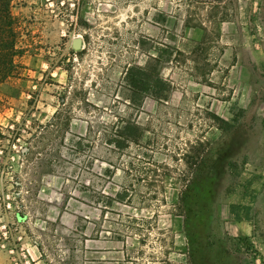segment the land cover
Returning a JSON list of instances; mask_svg holds the SVG:
<instances>
[{
    "label": "rangeland",
    "instance_id": "rangeland-1",
    "mask_svg": "<svg viewBox=\"0 0 264 264\" xmlns=\"http://www.w3.org/2000/svg\"><path fill=\"white\" fill-rule=\"evenodd\" d=\"M256 1L12 0L21 53L0 84V264H91L85 226L109 202L113 175L129 188L130 142L144 130L153 155L178 162L189 264H264V68L244 76L235 60L233 84L221 75L201 97L182 72L161 76L185 63L182 28L227 20L234 43L247 27L264 36ZM178 129L195 143L161 146ZM233 205L251 206L249 218Z\"/></svg>",
    "mask_w": 264,
    "mask_h": 264
},
{
    "label": "crops",
    "instance_id": "crops-1",
    "mask_svg": "<svg viewBox=\"0 0 264 264\" xmlns=\"http://www.w3.org/2000/svg\"><path fill=\"white\" fill-rule=\"evenodd\" d=\"M246 3L254 6L257 1L246 0ZM248 21L243 19L241 23L246 27L253 24ZM232 23L224 20L212 28L217 23L210 21L211 26L207 28L200 24L192 31L182 28L179 38L183 41L181 50L185 63L181 68L174 65L164 68L162 78L170 81L176 73L182 72L189 78L188 84L196 86L201 97L204 96L203 92L200 93L202 86L211 87L221 75L224 84H233L235 60V64L242 67L244 76L255 64L264 68V41L260 42L256 35H248V27H244L245 40L239 35L238 42L234 43ZM173 62L170 60L171 64ZM203 63L208 64V68H204ZM186 84L183 83L184 87ZM181 94L186 95V92ZM166 98L179 96L176 97V91H168ZM149 132L144 130L139 140L130 142L135 155L126 163L129 188L124 187V181L118 183L113 175L104 190L109 202L101 205L98 220L85 226L80 247L81 259L85 263L189 264L194 236L181 214L184 210L179 202L181 171L173 167L175 163L178 166V162L172 155L152 154L148 148L154 147L155 141H150ZM175 132V141L169 138L166 143L161 142V146L171 149L172 141L175 147L183 150L195 143L194 137L188 134L191 131L178 129ZM193 135L197 136L195 129ZM123 194L127 195L126 199Z\"/></svg>",
    "mask_w": 264,
    "mask_h": 264
},
{
    "label": "trees",
    "instance_id": "trees-1",
    "mask_svg": "<svg viewBox=\"0 0 264 264\" xmlns=\"http://www.w3.org/2000/svg\"><path fill=\"white\" fill-rule=\"evenodd\" d=\"M19 34V22L12 12V0H0V84L18 72L17 56L21 53L18 47ZM250 209L251 206L233 205L231 213L236 219H247ZM242 210L246 213L243 214Z\"/></svg>",
    "mask_w": 264,
    "mask_h": 264
},
{
    "label": "built area",
    "instance_id": "built-area-1",
    "mask_svg": "<svg viewBox=\"0 0 264 264\" xmlns=\"http://www.w3.org/2000/svg\"><path fill=\"white\" fill-rule=\"evenodd\" d=\"M259 41H260V42H263V41H264V36H260ZM257 44H258V43H257ZM260 44H261V43H260Z\"/></svg>",
    "mask_w": 264,
    "mask_h": 264
}]
</instances>
